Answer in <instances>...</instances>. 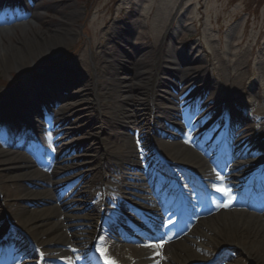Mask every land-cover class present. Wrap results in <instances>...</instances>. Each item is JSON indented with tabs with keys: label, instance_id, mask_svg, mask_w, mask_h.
Returning a JSON list of instances; mask_svg holds the SVG:
<instances>
[{
	"label": "rangeland",
	"instance_id": "rangeland-1",
	"mask_svg": "<svg viewBox=\"0 0 264 264\" xmlns=\"http://www.w3.org/2000/svg\"><path fill=\"white\" fill-rule=\"evenodd\" d=\"M27 1L0 0V2L11 4L19 13L17 20H11L7 24L0 23V30L9 31L6 35L0 33V54L4 52L3 49L7 45L12 46L33 36L35 31L40 32L41 36L47 35V38L43 40L42 50L38 51L40 53L27 57L21 65L10 66L6 71L0 70V99H6L0 103V108L6 104L11 105L4 111L0 110V116L4 119L2 123L5 128L8 126L5 120L10 119V122L16 124L11 131L0 130V139L4 144L0 147V152H8L6 145L10 142L9 140H16V138L24 140L19 124L15 121L18 115L14 111L18 109L15 100L20 96L19 92L26 90L31 93L34 101H37V105L31 106L33 109L27 113L29 117H24L21 123L25 122L27 128L32 127L31 132L37 137V142L43 144L49 152L45 151L37 156L41 165L34 166L33 169L45 175L55 173L52 181L57 190H51L50 194L54 195L56 200L50 204L28 203L21 206L26 208L27 216H36L40 214V210L54 206V215L50 216V219L59 222L61 234L66 240L63 251L58 250L59 260L76 257V253L69 249L68 243L82 250L77 253L81 259L86 258L91 249L89 244L92 236L94 232H97L101 222L99 212L92 215L87 206H96L99 211V199L108 192L105 190L101 194L100 189L104 190L110 186L109 188L114 190L119 185L118 176L111 172L109 167L110 159L114 155L112 142L114 139L113 137L110 139L106 133L92 126L98 125V122L113 123L111 125L118 127L116 133L120 135L123 132L124 119L122 116L113 114L108 107V110L110 109L108 115H101V106H98L101 101L95 94V81H113L116 78H123L127 79L125 84L132 86L136 80L132 78L130 69H136L139 66V70L144 71L149 65L152 69V66L159 61L165 74L176 70L179 77L177 80L168 74L161 75L169 86L179 89V92L176 93L169 87L159 88L160 94L164 97L158 99L160 106L179 108V106L171 105L167 92L176 97L179 105H182V98L189 99L194 96V90L206 88L205 94L195 110L193 109L195 118L201 119L204 116L202 112H207L215 101L225 97L228 98L229 110L233 112L237 110L242 113L241 115H246L250 124L263 131L264 0H35L39 5L40 16L30 32H28L30 28L27 29V24L32 23V19L27 18L26 5L29 2ZM60 26L65 27V32L56 36L53 32ZM118 48L125 50L122 54L123 61L119 66V73L118 70L114 71L111 58ZM136 63L138 66H135ZM55 72H58L63 79L59 84L55 83L58 87L47 92L36 87L34 83L37 84V80L40 81ZM189 82L196 83V86L187 85L190 84ZM132 98L146 101V97L129 92L119 93L118 102L108 98L102 101L113 109L122 110L127 106L121 102V99L125 101ZM152 105L154 108L151 106L149 110L152 108L153 113L156 114L158 109L156 103ZM10 107H13L14 111L10 110L12 109ZM40 107L53 113L54 120L59 126L57 131L60 136L33 130V126H37L34 112ZM141 113L145 116L147 111L143 110ZM127 114L133 115L135 112L130 111ZM154 114L150 113L151 117ZM4 125L0 124V127ZM139 130L141 131L137 128V132ZM152 132V126L149 125L137 135L128 134L130 149L140 151L136 166L148 173V169L144 166V163H147L152 170L154 169V173L144 176L143 180L132 179L125 182L127 189L123 202L126 200L127 206L132 204L130 200L133 193L130 189L132 186L136 189L145 185V194L152 200L154 197L149 191V185L157 184L156 178L159 174L163 175V179L164 176L167 179L165 172L176 171L178 167L163 161L164 158L162 159L155 151L156 149L154 150V143L151 141ZM11 135H13L12 139ZM262 139L264 140V137ZM175 140L178 141L180 138ZM25 142L30 141L25 139ZM253 143L251 141L249 144L250 150ZM194 150L197 151L196 148ZM10 151L14 156L34 160L31 152L25 149L10 148ZM176 152L174 150L173 153L176 154ZM198 156L197 160H189L192 169L202 163L199 152ZM261 156L259 159L264 158V152ZM250 157L249 161L258 159L254 155ZM91 170L99 173L95 178L98 181L91 189H88L83 185V181H80V177ZM20 172L22 171L4 172L0 181V240L4 238L8 230H11L10 232L17 230V237L20 236L19 234L22 236L14 237L13 232L5 243L7 246H10L11 242L15 245L18 239V254L30 251L29 245L35 244L34 238H26L27 236L16 225L21 219L14 210L17 200L4 199L5 189L10 186L8 178ZM90 175L92 174H88ZM24 185L30 188L26 183ZM179 187L187 188L184 182H181ZM83 188L87 189L88 197L83 196ZM106 195L110 199L114 198V192ZM165 202L163 199L162 203ZM161 207L157 204L153 206L155 212H159L158 209L161 210ZM250 212L261 215L264 213V207ZM87 223L89 226H86ZM135 223L133 226L139 228L140 233L146 232L142 237L148 240L155 237L154 239L168 245L162 235L155 236V229L151 224L149 226L153 229H147L145 224H140L138 221ZM80 225H85L82 230L84 238L79 241L71 240L74 231L77 229L81 231L77 228L81 227ZM74 227L76 230H72ZM185 233L180 236L178 242L185 243L182 237ZM22 237L26 238L27 245L21 241ZM122 239L126 240L120 239L121 243L135 246L130 251L135 263L140 260L143 253L158 254L164 260L168 257L164 247H147L135 244L127 237ZM195 241L201 246L189 243L187 255L194 253L202 259L207 253L213 252L209 243L204 244L200 239ZM101 246L106 249V255L110 261L111 250L105 244ZM101 246H96L94 251L96 252ZM13 249L16 248L13 247ZM172 249L174 246L171 245L170 251ZM235 249L232 246L220 248L212 261L217 260V264H234L233 259L240 258L243 260L242 264H254L244 259L240 253L232 251ZM17 252L15 250V253ZM97 252L100 254L99 251ZM51 256L54 255L51 254L45 258L43 263L58 264L52 260ZM39 259L40 254L24 255L18 264H39ZM101 259L100 264H105L104 257ZM121 264L127 263L121 262ZM161 264L167 263L163 261Z\"/></svg>",
	"mask_w": 264,
	"mask_h": 264
},
{
	"label": "bare ground",
	"instance_id": "bare-ground-1",
	"mask_svg": "<svg viewBox=\"0 0 264 264\" xmlns=\"http://www.w3.org/2000/svg\"><path fill=\"white\" fill-rule=\"evenodd\" d=\"M29 1V2H28ZM28 5H26V14L27 18L32 19V23L27 24V29L30 28L28 32L33 30L35 27L34 23L37 21L39 15V5L35 0H28ZM16 10V11H15ZM19 13H17V9L14 8H5L3 13L0 12V23H9L11 20H17ZM30 19V20H31ZM65 32V27H58L53 33L56 36L63 34ZM0 33L6 35L9 33L8 30H0ZM40 32H34L33 36L27 37L25 40L19 41L14 45H7L3 50L4 52L0 54V70L6 71L10 66L16 64H22L23 60L27 57L40 53L44 45V39L47 38V35H39ZM46 37V38H45ZM52 44V43H51ZM50 44V46H51ZM124 48H118L114 51L113 56V66L114 71L120 70V65L122 63V54ZM47 50V49H46ZM45 50V51H46ZM23 58V59H22ZM26 61H24L25 63ZM39 63V62H38ZM135 66H138L136 63ZM134 66V68H135ZM150 66V65H149ZM147 67V70L141 71L139 70V66L136 69H130L132 71V78L135 81V84L128 85L125 84L127 79L116 78L113 81H95L94 89L95 94L98 96L101 103H98L100 107L101 115H108L110 109L112 113L115 115L122 116L124 119L123 132L118 135L115 134L117 131V127L111 125L112 123H103L98 122V125L95 124L92 128L98 129L102 133H106L107 137L110 139L113 137V151L114 155L110 159L109 167L111 172L118 176L119 182L118 186L112 190L109 187L106 188V194L110 192H114V199L117 201L110 200L107 195L104 194V198L102 202L109 203L112 202V206L115 203L121 200V195H124V189H126V181L131 179V177H142L139 172H136V161L138 159V152L130 149L129 140L130 137L128 134H138L141 133L143 128L145 129L149 125L152 126V135L151 141L154 143V149H156L157 153L160 154L162 158L172 163L183 164L186 167H191V163L189 162L195 160L198 153L192 148L191 143V132L190 128L194 124L201 123L202 120H198L196 118H191L190 113L192 111V104H183V106L179 105V100L176 97H172V101L175 103L174 105L179 106L180 108H170L169 106L161 105L158 113L155 115L156 117L152 119L150 116V102L154 99V102H158L159 98L163 96L160 94L161 89L164 87H169L172 91L178 93L179 89L175 87H171L168 85L167 81H164L163 73L165 75H170L172 78H176L178 80V72L176 70L168 71L167 74L163 72L162 65L159 63H155L152 66V69ZM144 69V67H142ZM139 70V71H138ZM150 70V72H149ZM161 76V77H160ZM40 79V82L36 87L38 89L46 90L54 87H58L57 84L59 82H55V80H47L45 81ZM187 84L189 86H196V83L189 82ZM87 87V86H82ZM36 88V89H37ZM161 88V89H159ZM204 89V90H203ZM198 91V96L196 98L195 103H198L202 96L205 94L206 88H203ZM129 92L133 95H139L146 97V101L142 102L140 99L135 100L126 99L121 102L125 104L127 107H123V109H113L109 105L102 101L104 98L114 99L115 101H119V93ZM33 95V94H32ZM5 98L0 99V103L4 101ZM6 100V99H5ZM225 104L228 103V98H221ZM37 102V101H36ZM34 101L33 96H31L30 92L23 90L22 94L15 100L17 105V111H14L13 107H10L13 110L17 117H15V121L21 125V129H23L27 133H32L31 129L23 126L21 121L24 117H29L27 113L33 109L31 106L37 105ZM116 102V103H117ZM12 103V102H11ZM222 102L220 106H216L218 109V114H220L218 122H215L210 127H206L204 129L205 136H214L216 134L221 137H231L233 138V143L230 146L233 156L242 157V164L240 168L253 167L255 171L262 173L264 175V161L258 162H249L246 160L247 156V146L250 142L253 143L252 149L249 151L253 152H261L264 150V129L258 130L255 128L253 124H250L247 121L246 115H238V114H230L227 115L225 113V105ZM11 106L10 104H6L1 106L0 110L4 111L7 107ZM106 106V107H105ZM158 106V104H156ZM110 108L108 110V108ZM147 111V114L144 116L142 111ZM8 111V110H7ZM130 111H134L135 114L128 115L127 113ZM149 112V113H148ZM20 113V115H19ZM37 113V114H36ZM6 114V113H4ZM36 115L37 126H33V130L36 132H48V130H52L55 128L53 123L51 122V117L48 113H42L40 111L34 112ZM209 116V114L207 115ZM10 117V116H9ZM8 119V118H7ZM3 117L0 116V124L2 125ZM8 123L7 128L4 126L0 127V130L3 132L11 131L13 126L16 124L10 122L9 120H5ZM106 121V119L104 120ZM223 122V126L217 128V123ZM50 124V127L48 126ZM115 124V122H114ZM140 127V128H139ZM137 128L141 129L137 132ZM111 130L115 134L111 135ZM22 131V130H21ZM147 131V130H146ZM147 133V132H146ZM9 136V135H8ZM7 136V137H8ZM11 139L13 135L10 136ZM176 138H180V140H175ZM147 139L149 140V136L147 134ZM190 141V142H186ZM17 143V142H15ZM106 143V142H105ZM13 144V143H12ZM4 145L0 139V147ZM16 145V144H14ZM6 150L8 152L2 153L0 152V181L2 180V173L4 172H20V174L16 173V175L8 178L10 186L5 189L4 199L9 200H17L16 214L21 218L17 221L18 228L27 236L26 238L31 237L34 238V242L36 244V249L41 251V256H45L46 253L55 252L57 250H62L64 248L65 240L63 234H61V228L59 223L54 220H51L50 216L54 215V207L48 206L44 210H40L38 215L36 216H27L26 208L21 206V204H50L54 202V195L50 194L51 190H55L52 179L55 176V173H47L46 175L43 172L38 170H34V166L41 165L38 161L37 156L45 151L47 153L48 150L43 144H39L38 142L33 143V145L28 149L34 160L30 158H20L14 156L11 151V145H6ZM176 150V154L173 153ZM10 151V152H9ZM179 153V155H177ZM207 154V153H205ZM254 154V153H253ZM188 157V158H187ZM55 158V157H54ZM66 158V157H65ZM208 158L217 165L218 160L221 164L228 160L225 157L224 152L222 153H212L208 155ZM218 165V168H222L224 172H220V175H216L214 172L210 171L208 168L204 170L201 168H196L193 170L195 174L196 187L199 190V193H195L194 195L188 196L184 195L182 198L177 200V203L170 204L169 208L156 215L154 217L155 224L162 223L165 229L160 230V235L163 238L167 239L168 245L162 244L161 247L165 248V254L168 256L166 261L168 264H174L177 262V258H185L182 253H186L185 249L188 247L189 243L196 244L201 246L195 240L200 239L204 244H210L212 246L213 252L217 251L221 247L232 246L236 248L232 250L234 252H238L246 258V260H250L254 264H264V213L261 215H252L246 213L242 210L241 205L242 202L239 200L232 199L229 204V198L225 197L222 193L217 192L215 190L216 187H232L236 188L238 185V181L228 182L226 175L231 173V171L226 170L222 167V165ZM202 166V165H201ZM88 174H92L88 176ZM99 173L94 171H88L86 174L80 177V181H83V185L85 188L91 189L94 184L98 181L96 175ZM223 177V181L219 179V177ZM23 183V184H21ZM24 183L29 185V189L25 187ZM168 183V181L163 179H158V187L155 189H151L152 195H156V200L160 201V197L158 195V189L163 188V185ZM215 185V187H214ZM242 187V186H240ZM83 188V196H89L87 189ZM81 191V189H80ZM245 191V190H244ZM79 193V191H78ZM81 193V192H80ZM261 194V190L257 192ZM167 195H170V191L168 190ZM232 194V191H231ZM257 201L254 202L251 199L246 200V207L251 209H258L259 206L264 207L261 203H264V199L262 196L258 195ZM243 197V195H240ZM85 200V199H84ZM170 200H173L170 197ZM263 200V202H262ZM110 204V205H111ZM135 210L145 218H149L152 216L150 212L152 201L149 200V197L143 192V188L138 190V193L135 196L134 201ZM228 206H223V205ZM89 212L94 213L98 212L96 206L89 205L87 206ZM184 209L183 218L178 222L176 220L177 213ZM153 213V212H152ZM169 213H176L175 217H171ZM103 215L105 213H102ZM168 216V217H167ZM53 218V217H52ZM174 218L172 222H168L167 219ZM90 220L89 218H87ZM169 223V225H168ZM86 226H89L88 223ZM168 227V228H167ZM186 232L184 237L185 243L178 242V239L182 234ZM100 234V233H98ZM22 236V235H20ZM18 236V237H20ZM25 237H22L21 241L26 243ZM101 238V234L100 237ZM110 239V238H109ZM108 239V240H109ZM100 239H97L99 242ZM139 242L145 243L143 238H136ZM110 241V240H109ZM156 244H161V242H154ZM176 243V244H175ZM28 243H26L27 245ZM110 245V262H115V264H119L118 262H125L127 264L133 263V257L130 254L131 249L133 248L131 245H125L119 243L118 241L113 240L109 242ZM174 246V249L170 251V247ZM217 248V250H216ZM167 249V250H166ZM205 250V249H204ZM35 249H32L31 253H34ZM208 253V254H216V253ZM50 253V254H52ZM35 254V253H34ZM207 254V255H208ZM12 259H17V256ZM234 264H242L243 260L240 258H235ZM160 257L148 253H143L140 260H138L137 264H159ZM237 262V263H236ZM62 264H78L77 262L68 263V261L64 260Z\"/></svg>",
	"mask_w": 264,
	"mask_h": 264
},
{
	"label": "snow or ice",
	"instance_id": "snow-or-ice-1",
	"mask_svg": "<svg viewBox=\"0 0 264 264\" xmlns=\"http://www.w3.org/2000/svg\"><path fill=\"white\" fill-rule=\"evenodd\" d=\"M186 142H190V141H186ZM219 179H220L221 181H223V177H222V176L219 177ZM214 187H215V185H214ZM215 190H216L217 192L222 193L225 197H228V198H229V204L231 203V200H232L233 198L231 197V189H230V188H227V187H216ZM223 206L226 207V206H228V205L226 204V205H223ZM103 243H104V240H103V238H101V244H103ZM145 246H147V247L160 248L162 245H160V244H152V243H150V244L145 245ZM97 251H99V252H100V255H101L102 257H104V259H105V264H115V262H110V261H109V258H108L107 255H106V249H105L103 246L99 247V248L97 249Z\"/></svg>",
	"mask_w": 264,
	"mask_h": 264
}]
</instances>
